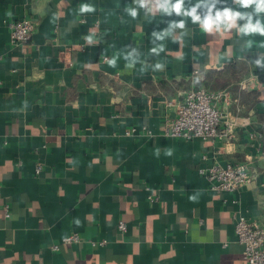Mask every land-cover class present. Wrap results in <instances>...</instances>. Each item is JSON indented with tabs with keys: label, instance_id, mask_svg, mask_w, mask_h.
I'll return each mask as SVG.
<instances>
[{
	"label": "crops",
	"instance_id": "0c3cea01",
	"mask_svg": "<svg viewBox=\"0 0 264 264\" xmlns=\"http://www.w3.org/2000/svg\"><path fill=\"white\" fill-rule=\"evenodd\" d=\"M176 2L0 0V264H246L232 215L264 225V140L247 139L264 130V0ZM23 16L35 30L13 45ZM197 88L224 93L229 141L160 135ZM254 156L234 191L199 171Z\"/></svg>",
	"mask_w": 264,
	"mask_h": 264
},
{
	"label": "built area",
	"instance_id": "2783aa9c",
	"mask_svg": "<svg viewBox=\"0 0 264 264\" xmlns=\"http://www.w3.org/2000/svg\"><path fill=\"white\" fill-rule=\"evenodd\" d=\"M35 30L34 21L23 16L9 23L10 41L13 45H19L28 41ZM106 59L107 57H103ZM224 97L220 91H208L202 88L189 89L183 94L181 102L177 105L176 115L163 121L159 133L165 137L198 138L202 140L215 139L229 141L235 132L231 123L223 119L219 102ZM136 131L132 127L129 132ZM150 133V130L147 131ZM249 143L260 149L264 140V130H251L247 133ZM258 155V154H257ZM256 155V156H257ZM254 157L239 162L215 163L199 171L205 175L212 191H234L254 181L256 170ZM42 165L37 163L34 172L38 175ZM260 186H263L261 183ZM150 200L157 197L150 195ZM259 203L264 206V193L260 195ZM4 215L9 216L8 205H3ZM234 234L237 243L241 246L242 257L246 264H264V225L249 217L234 214ZM118 228L125 231L123 221L118 223ZM83 241L77 232L61 237L60 243H80ZM59 242L48 245L49 249L56 250ZM90 244L101 245L104 240L90 239Z\"/></svg>",
	"mask_w": 264,
	"mask_h": 264
},
{
	"label": "clouds",
	"instance_id": "9594fccd",
	"mask_svg": "<svg viewBox=\"0 0 264 264\" xmlns=\"http://www.w3.org/2000/svg\"><path fill=\"white\" fill-rule=\"evenodd\" d=\"M237 2L238 3H241L242 5H244L246 7L250 3H252L253 0H237ZM182 3H183V0H177V2L171 6V9L174 10V11H176L177 13H179L180 10H181ZM159 6L161 8H164L165 10H169V8H168V0H165V3L160 4ZM197 7H198V5H197ZM258 9H264V2H261V3L258 4ZM132 14L135 15V12L133 11ZM189 15L192 16L194 22L195 21H200V17L198 15H196V7H194L191 10V12L189 13ZM223 15L227 16V15H229V13L226 11V12L223 13ZM236 17L244 18L240 13L233 14L232 18L235 19ZM217 18H219V17H217ZM201 23L205 27H208L209 24L211 23V18L209 17L205 21H201ZM249 23H250V17H249ZM179 26L180 27H183L184 25H183V23H181ZM257 63H259V62H257ZM158 67H159V65H158Z\"/></svg>",
	"mask_w": 264,
	"mask_h": 264
},
{
	"label": "trees",
	"instance_id": "16d2710c",
	"mask_svg": "<svg viewBox=\"0 0 264 264\" xmlns=\"http://www.w3.org/2000/svg\"><path fill=\"white\" fill-rule=\"evenodd\" d=\"M256 72L258 73L260 79H264V66L260 63L255 62Z\"/></svg>",
	"mask_w": 264,
	"mask_h": 264
}]
</instances>
